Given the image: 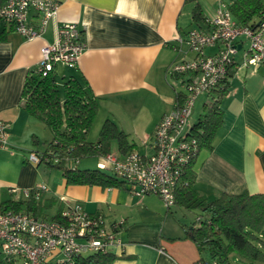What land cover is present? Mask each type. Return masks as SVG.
<instances>
[{
  "label": "crops",
  "instance_id": "crops-1",
  "mask_svg": "<svg viewBox=\"0 0 264 264\" xmlns=\"http://www.w3.org/2000/svg\"><path fill=\"white\" fill-rule=\"evenodd\" d=\"M56 1V15L40 37L26 40L1 21V26L6 24L7 34L0 40V119L9 123V144L0 150V203L7 195L19 199L22 189L45 186L42 199H53V205L64 208L77 201L87 212L101 214L108 221L124 220L120 236L125 247L114 252L110 264H195L203 253L191 237L195 218L190 219V210L183 206L167 208L156 194L137 196L126 184L68 185L61 175L58 181L47 180L49 185L42 174L54 170L29 163L27 155L33 151L44 153L52 133L20 106L25 77L37 68L40 47L54 41L58 25L77 22L85 49L74 67L55 66L58 85L74 76L96 97L95 118L102 117L96 127L98 136L103 122L110 119L128 134L131 150L152 153L156 125L175 108L177 94L182 92L178 84L183 79L171 74V66L193 57L183 39L190 29L199 28L192 21L194 2ZM234 1L198 0L205 20L212 18L222 4L229 6ZM30 15L36 22V13L31 11ZM245 41L239 39L242 48L220 99L222 121L213 147L201 149L191 164L193 187L209 199L220 191L237 192L241 188L251 194L264 193V66L242 65ZM216 50L217 45L206 52L213 54ZM203 95L210 99L206 104L216 92ZM201 112L194 116L193 109L192 124ZM98 136L87 139L96 141ZM110 151L121 157L129 152L121 153L116 141L111 142ZM259 237L264 240V231Z\"/></svg>",
  "mask_w": 264,
  "mask_h": 264
},
{
  "label": "built area",
  "instance_id": "built-area-1",
  "mask_svg": "<svg viewBox=\"0 0 264 264\" xmlns=\"http://www.w3.org/2000/svg\"><path fill=\"white\" fill-rule=\"evenodd\" d=\"M56 0H3L0 20L11 25L26 40L40 37L58 9ZM37 15L31 19L30 12ZM207 28L190 29L183 41L193 53L191 59L174 62L171 74L182 77L185 90L180 103L164 114L152 135L153 152L131 150L124 156L109 151L100 156L96 166L108 170L137 195L156 194L169 208L175 204L178 187L185 184L187 166L197 156L198 141L192 135V114L197 98L210 93L226 77L241 50L239 39L248 42L243 50V66H264V16L258 28L238 24L228 6L222 4L206 20ZM182 39H180V42ZM217 45L213 54L206 49ZM85 49L78 23L68 21L56 27L55 39L39 49L37 71L42 75L54 71L57 64L74 67ZM9 123L0 119V150L8 147ZM29 163H58L55 155L30 152ZM77 160L68 161L75 166ZM45 186L22 189V198L32 194L39 199ZM13 191H16L13 189ZM124 220L108 221L101 214L87 212L80 202L67 203L59 219L43 218L24 210L0 211V252L7 264H76L80 257L113 255L123 251L120 236ZM195 264H218L215 260H198Z\"/></svg>",
  "mask_w": 264,
  "mask_h": 264
},
{
  "label": "trees",
  "instance_id": "trees-1",
  "mask_svg": "<svg viewBox=\"0 0 264 264\" xmlns=\"http://www.w3.org/2000/svg\"><path fill=\"white\" fill-rule=\"evenodd\" d=\"M190 1L194 2L193 23L199 28H207L198 0ZM2 3L3 0H0V6ZM228 8L238 24L249 25L253 29L259 27L258 23L264 16V0H235ZM6 34V24L1 26L0 20V40L5 39ZM231 67L214 89L216 95L211 102L203 105L201 114L192 124L191 132L198 141V153L201 149L211 150L213 147L215 134L222 121L220 99L228 88V77L233 73ZM63 80L59 86L54 72L42 76L37 69L30 70L21 94V108L42 121L52 133V140L44 153L55 155L60 161L55 164L49 162L48 165L62 169L68 185L123 187L125 183L110 171L97 166L80 168L78 163L83 157L108 153L113 141L117 142L121 153L128 152L132 147L128 134L107 119L100 128L98 139L89 141L87 136L97 114V99L74 76ZM181 93L177 94V103L181 101ZM70 160H77L75 166L68 165ZM193 161L184 174L186 183L176 191L175 204L198 211L191 227V237L203 253L200 260H215L218 264H264V240L259 237L264 231V193L251 194L241 188L237 192L220 191L209 199L193 187ZM42 196V192L39 199L33 194L26 199H12L7 195L0 203V211L24 210L35 216L59 219L62 208L59 206L57 213L49 217L45 209L51 207L54 200H43ZM113 259L114 256L110 254L90 255L78 258L76 264H110ZM0 264H7L1 252Z\"/></svg>",
  "mask_w": 264,
  "mask_h": 264
},
{
  "label": "rangeland",
  "instance_id": "rangeland-1",
  "mask_svg": "<svg viewBox=\"0 0 264 264\" xmlns=\"http://www.w3.org/2000/svg\"><path fill=\"white\" fill-rule=\"evenodd\" d=\"M248 45V42L245 41V47H247ZM67 67V66H66ZM180 83V82H179ZM179 87L181 88L182 91L185 90V87L183 86L182 82L180 84H178ZM205 101H210L209 97L201 94L196 102H195V105H194V116L196 115V113H198L199 111L202 110V107H203V104ZM102 117L99 115L97 116L95 119H94V122L88 132V136L87 138L89 140H95L96 137L98 136V129L96 128L97 127V123H99V120L101 119ZM82 160H80L81 162L78 163V166L80 168H93L95 167V165L97 164L98 160L95 158V157H83L81 158ZM39 168L40 169H45L46 171L48 170H54V172H52L51 174H47V173H43L42 176L44 177V179L46 180V182H48L50 180V182L52 181H58L59 177L62 175V169L60 168H56L54 166H51V165H48L46 163H40L39 164ZM59 175V176H58ZM42 177V178H43ZM48 180V181H47ZM50 182L49 185H50ZM21 197V196H20ZM162 201V200H161ZM162 203L164 204V202L162 201ZM58 207L59 205L56 204V205H53L51 207H48L45 209V212L46 214L50 217V216H53L57 213V210H58ZM187 214H188V217L191 219V218H195L196 215L198 214V211L197 210H190V211H187ZM195 220V219H194ZM257 264H261V263H257Z\"/></svg>",
  "mask_w": 264,
  "mask_h": 264
}]
</instances>
